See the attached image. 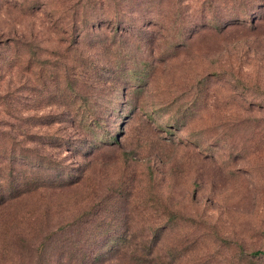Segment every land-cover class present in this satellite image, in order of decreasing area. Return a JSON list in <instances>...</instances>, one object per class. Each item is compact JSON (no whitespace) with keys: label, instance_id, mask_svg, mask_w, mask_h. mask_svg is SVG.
<instances>
[{"label":"rangeland","instance_id":"rangeland-1","mask_svg":"<svg viewBox=\"0 0 264 264\" xmlns=\"http://www.w3.org/2000/svg\"><path fill=\"white\" fill-rule=\"evenodd\" d=\"M14 37L0 264H264V0H0Z\"/></svg>","mask_w":264,"mask_h":264},{"label":"trees","instance_id":"trees-1","mask_svg":"<svg viewBox=\"0 0 264 264\" xmlns=\"http://www.w3.org/2000/svg\"><path fill=\"white\" fill-rule=\"evenodd\" d=\"M0 44L4 45L6 48H10V46H12L11 48L15 47V54L16 52L20 51L19 49L22 48H26L28 50H30V42L25 41L24 37H14L9 39L8 42H1ZM35 51H31L30 53H33ZM29 64V63H28ZM30 65V64H29ZM13 68L15 69V71H13ZM17 68V69H16ZM8 72H16V74L19 73H23L24 71V66L21 68L20 65H16V60L12 61L11 63H9L8 65ZM0 70L2 71V73L4 72V70L0 67ZM4 74V75H3ZM2 75H0V80H3L5 77V73H3ZM11 77L14 76V74H10ZM10 82H7V84L5 85V89L3 91L0 92H5L6 89H9L13 84H11L12 80H9ZM18 102L17 97L13 96L11 92H9L7 90V93L5 92V95L0 94V106H2V109L0 110V114L2 112L6 113V114H10L8 111L11 108V106L15 105V103ZM2 111V112H1ZM13 125H11V123H9L7 120L1 118L0 119V171L4 170V169H9L8 170V181H12L14 182L15 178L17 177L16 174H14V172L12 171L14 166L13 164L15 163V159H13V157H9L11 156V151L7 150V147L5 148V140H10L11 142H18L17 140H15L16 136L18 135H22V133H13V131H11L13 128L11 127ZM15 126V125H14ZM86 126V124H85ZM11 127V129H10ZM17 131L20 130V126H17L16 129ZM20 143V141H19ZM24 181H16L18 183L20 182H24L22 185L25 186H29V187H25L23 189L17 188V189H13L11 192H9L8 197L12 198L17 196L20 192H22V190H27L28 188H31V186L34 187V183H33V177L32 178H25L23 179ZM3 187V185L0 183V191L1 188ZM3 199H5L4 195L0 193V202L3 201ZM256 254H260L259 252H255ZM150 252L147 251H143L138 259V261L140 262V264H149L150 260L148 258H146L145 256L149 255Z\"/></svg>","mask_w":264,"mask_h":264}]
</instances>
